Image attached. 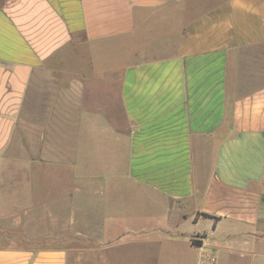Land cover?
<instances>
[{
    "label": "crops",
    "instance_id": "obj_1",
    "mask_svg": "<svg viewBox=\"0 0 264 264\" xmlns=\"http://www.w3.org/2000/svg\"><path fill=\"white\" fill-rule=\"evenodd\" d=\"M82 225L88 248L43 242ZM128 240L264 264V0H0V264H114Z\"/></svg>",
    "mask_w": 264,
    "mask_h": 264
},
{
    "label": "rangeland",
    "instance_id": "obj_2",
    "mask_svg": "<svg viewBox=\"0 0 264 264\" xmlns=\"http://www.w3.org/2000/svg\"><path fill=\"white\" fill-rule=\"evenodd\" d=\"M21 118L16 122V131H15V137L17 139L22 140V144H16V146L20 147L19 152L15 155L18 158H24V145H23V139L25 136V127H24V117L25 112L22 111ZM15 140V139H14ZM34 158L40 157L36 156ZM51 163V162H50ZM51 166V164H50ZM36 182L38 185L42 187L44 190L52 189L56 194H59L60 192V185L57 184V182H54L53 177H36ZM108 202H115L122 207H133L134 210L139 209L140 213L149 215V214H156V211L154 209L148 208L145 205H141L139 203H131V201L117 198V196H110L108 198ZM124 210V209H123ZM130 210V209H129ZM137 211V210H136ZM130 214L132 211H127ZM135 212V211H134ZM96 213H99V209L96 210ZM107 217L110 218V212L108 211ZM50 229L53 228V225H49ZM116 227H119L120 225H114ZM190 228L193 227L191 224L188 225ZM84 236H78L70 233H62L58 235V238L55 233L50 232V234L46 237L43 242H46V244H51L52 242H59L62 245L68 246V247H75V248H88L90 245V240L88 239L87 235V225H82ZM118 241H115L114 244H116ZM151 247V250H148L147 248ZM153 245L151 242L146 241L145 244H137L134 242H131V240H128L126 243H119L114 246L112 251L110 252V256L114 262V264H133V262L136 263V258L143 257V260H140L139 263L143 262V264H159V263H169L168 261H165L163 257H157L156 253L154 252ZM141 259V258H140Z\"/></svg>",
    "mask_w": 264,
    "mask_h": 264
},
{
    "label": "trees",
    "instance_id": "obj_3",
    "mask_svg": "<svg viewBox=\"0 0 264 264\" xmlns=\"http://www.w3.org/2000/svg\"><path fill=\"white\" fill-rule=\"evenodd\" d=\"M205 217L207 216V215H204ZM199 243L198 242H196V241H192V245H198Z\"/></svg>",
    "mask_w": 264,
    "mask_h": 264
}]
</instances>
